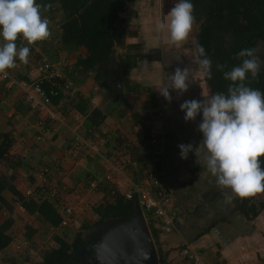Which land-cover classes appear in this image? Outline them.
Instances as JSON below:
<instances>
[{
	"label": "crops",
	"instance_id": "0c3cea01",
	"mask_svg": "<svg viewBox=\"0 0 264 264\" xmlns=\"http://www.w3.org/2000/svg\"><path fill=\"white\" fill-rule=\"evenodd\" d=\"M125 2L122 17L127 35L125 46L118 47L116 55L133 56L135 64L128 71L116 65L122 78V90L118 79L117 89L124 102L115 97L110 87L100 83L93 72L86 73L77 66L78 58L86 53L83 47L68 51L52 39V32L57 33L58 28V24L53 25L47 39L28 45L29 56L33 58L23 79L31 82L39 76L34 66L37 52L45 58H50L52 52L53 63L78 91L75 95L63 92L54 98L50 109L53 114L59 111L63 114L61 122L46 111L32 110L25 102L21 87L8 89L5 84L7 90L4 95L0 94V126L13 134L10 151L16 164L1 166V169L15 176V186L30 200L32 195L29 197L24 191L30 188L33 194H39L37 191L43 194L41 171L50 167L46 178L55 184L60 200L65 204L70 203L69 197L82 196L90 202V210L85 215L93 216L92 206L102 201L105 185L127 192L132 188L131 183L143 179L161 160L157 174L170 194L169 214L174 223L170 227L159 226L160 244L168 253V264H187L180 256V248L186 243L200 252L206 264H264V209L255 217L252 213L248 217L237 209L238 197L227 202L212 178L204 174L194 150L186 159L179 155L178 145L192 144L195 149L202 138L197 129L200 116L185 122L180 104L211 95L205 75L192 59L196 37L189 34L187 40L175 46L170 43L166 28L157 30L156 25L167 17L176 0ZM177 67L187 68L189 86L182 95L170 91L169 102L156 88ZM94 110H100L102 117L92 120ZM152 136L157 137L158 144L151 143ZM92 141L99 143L98 154H92L84 145ZM93 181L97 183L96 188L91 186ZM4 196L7 208L11 209L7 216L15 220L18 200L9 191ZM43 197L36 199H49ZM2 205L0 202V214L5 215ZM20 213L30 218L38 215L25 208ZM4 220L0 218V224ZM32 220L29 222L38 232L39 225ZM39 223L44 224L46 232L50 231L49 223Z\"/></svg>",
	"mask_w": 264,
	"mask_h": 264
},
{
	"label": "trees",
	"instance_id": "16d2710c",
	"mask_svg": "<svg viewBox=\"0 0 264 264\" xmlns=\"http://www.w3.org/2000/svg\"><path fill=\"white\" fill-rule=\"evenodd\" d=\"M37 3L41 5L42 15L48 20L53 18L55 20L58 17L57 33L52 32V39L68 51L83 47L86 53L85 56L78 58L77 66L86 73L93 72L100 83L110 87L115 97L124 102L123 95L117 89V78L115 77L117 66L114 61L117 59L119 66H123L126 71L135 64L132 61L133 56L116 55V49L125 46L127 35L122 17L126 9L125 0H37ZM192 3L194 5L193 24L198 25L196 43L203 46L212 61L211 77L205 75V80L211 90V95L226 92L229 82L224 80L222 72L217 70L216 65H224V70H229L239 63L236 53L243 48H255L256 54L261 61H264V0H192ZM49 30L51 32L52 28ZM16 43L18 46H24L19 39ZM51 54H49L50 58H45L43 54L37 52L34 66L38 68L40 64L46 63L55 65ZM32 58L29 56L28 62ZM28 65L31 64L22 63L23 71L17 72L19 69L16 71L19 81L26 77L25 70ZM43 75L44 72L39 71V76L34 80L25 81L28 84L36 83L44 78ZM6 83L7 79L1 80L0 94L7 90ZM247 83L250 87L264 92V64L261 65L258 77L249 79ZM41 85L44 91L49 92L51 84L47 80L44 79ZM95 117H102L100 110L93 111L92 120ZM13 144L12 132L0 131V202L4 204L2 206L8 212L11 210L7 208L9 206L4 196V193L9 191L16 197L15 200L17 199L30 213L35 211L40 222L49 223L50 228L59 229L65 219L69 224L79 220L78 216H68L65 212H61L55 202L50 199H36V194H33L30 200L25 199L14 184L15 176L8 175L1 169V166H8L14 162L10 151ZM160 168V162L155 163L154 170L157 172ZM103 189L105 196L100 203L92 206L93 216L89 214L79 220L80 224L72 241L55 233L53 238L56 245L44 250L40 259L33 264H92L91 259L95 260L97 250L96 247L91 249L84 232L94 228H104L107 225L109 227L112 226L110 222L118 224L128 219L135 205L134 196L127 198L117 188L108 187V185H105ZM236 206L248 217L251 213L255 217L260 210L264 209V192L237 198ZM9 214L10 212L7 215ZM146 218L157 247L160 264H168V253L163 251L160 244L159 227L151 218L150 213H147ZM14 223L12 216H7L0 224V253L13 242L11 230H13ZM27 229L24 237L29 244H32L37 231L30 225ZM101 239L102 235H99L97 244L101 242Z\"/></svg>",
	"mask_w": 264,
	"mask_h": 264
},
{
	"label": "clouds",
	"instance_id": "9594fccd",
	"mask_svg": "<svg viewBox=\"0 0 264 264\" xmlns=\"http://www.w3.org/2000/svg\"><path fill=\"white\" fill-rule=\"evenodd\" d=\"M193 11L192 0H176L156 28L160 31L166 28L170 43L180 46L192 31ZM49 36V20L42 15L37 0H0V73L15 68L17 61L27 64L28 45ZM18 39L24 46L17 45ZM195 50L193 61L210 78L211 59L202 45L196 43ZM256 52L255 48L241 49L236 53L239 63L229 70H224V65H216L229 82L226 92L203 96L202 100H184L179 106L185 122L200 116L197 129L202 135L195 149L192 144L178 145L180 158L186 159L194 150L196 158L199 157L196 162L212 178L227 202L233 197L264 192V92L247 83L258 77L264 64ZM188 86L187 68L177 67L156 89L170 102V91L182 95Z\"/></svg>",
	"mask_w": 264,
	"mask_h": 264
},
{
	"label": "built area",
	"instance_id": "2783aa9c",
	"mask_svg": "<svg viewBox=\"0 0 264 264\" xmlns=\"http://www.w3.org/2000/svg\"><path fill=\"white\" fill-rule=\"evenodd\" d=\"M21 66L22 63L17 61L15 68L8 69L5 73H0V79H7L6 87L8 89H11L15 85L21 87L24 92L25 102L28 103L32 110L39 112L46 111L49 115H53L58 121L63 122V114L60 111L53 114L50 106L53 104L54 98H57L61 93L66 92L68 95H75L78 89L73 86L71 81L66 80L54 64L52 65L48 63L40 64V66H38L40 73L41 71L44 72V78H41L36 83L28 84L24 80L19 81L16 77V71L20 69ZM13 71L15 72L14 74ZM44 79L51 84L49 92L44 91L42 88L41 82ZM151 143L158 144L156 136H152ZM84 145L85 147L87 146L90 148L92 154H98L99 143L97 141L88 142V144L84 142ZM159 162L162 164L161 160H159ZM50 171V167H44L41 171V176L43 178L41 187L44 189L45 195L49 194V196H46L45 198H56L58 201H61L55 184H50V180L46 178ZM117 171L119 172V169ZM108 178L111 179V176H108ZM131 184L133 185L131 190L125 192L124 195L127 198H132L133 196L135 197V194H138L145 216L147 213H150L151 218L155 220L157 226L160 227H170L174 224L173 219L169 214V208L171 205L170 194L166 184L159 178L154 168L146 172L143 179L138 183ZM91 186L96 188L97 183L93 181ZM25 195H33V190L30 188L27 189ZM18 207L20 209L24 208L21 203L18 204ZM67 211L69 212V210ZM67 224L68 220L65 219L61 227L65 229L67 228ZM180 256L186 260L187 264H206L203 261L200 252L189 243L184 244L180 249Z\"/></svg>",
	"mask_w": 264,
	"mask_h": 264
},
{
	"label": "rangeland",
	"instance_id": "374dc122",
	"mask_svg": "<svg viewBox=\"0 0 264 264\" xmlns=\"http://www.w3.org/2000/svg\"><path fill=\"white\" fill-rule=\"evenodd\" d=\"M58 19V17H56ZM57 19L54 20V18L51 20L49 19V28H51L53 25H57ZM193 30L191 31L190 35L191 37H196L197 32H198V25L193 24ZM22 90V89H21ZM23 92V90H22ZM4 92L1 93V95ZM24 94V93H23ZM6 119V116H5ZM12 119V118H11ZM12 121V120H11ZM7 122V120H6ZM2 126H0V131L4 132V129H1ZM132 185V184H131ZM133 186V185H132ZM24 193L26 194V190L24 191ZM36 194L37 196H41V195H45V192H43V194H41L42 192L37 191ZM41 194V195H40ZM59 194V192H58ZM125 194V192H124ZM49 196L48 195H45ZM60 196V195H59ZM30 197V196H29ZM43 197V198H45ZM79 197V198H78ZM69 202H65L64 201H58L56 198L50 199L53 202H55L56 206H58V208H62V212L68 214V216H72L73 214H81V216H78L79 220L84 219V215H85V211L90 210L88 207V204L90 203L86 198L84 199L82 196H77L74 195L73 198L69 197L68 198ZM18 202L16 204L17 208L18 207ZM16 208V209H17ZM60 208V209H61ZM3 212L5 215L0 214V218L2 219H6L7 218V214L10 212H8L5 208H2ZM15 209V207H14ZM20 210V208H19ZM17 212L16 214V222L15 225L13 226V230H11V234L13 236V242L10 244L11 248L4 250L3 252L0 253V264H33L35 262H37L40 257L41 254L43 253L44 250L51 248L52 246L56 245V242L54 240V235L55 232L57 231V234H59L62 238H65L69 241H72V239L74 238V233L77 232L78 230V225L80 224V221L78 220V222H68V224L66 225L68 230H65L63 227H59V229H53V228H49L48 230H50L49 232H46V230L43 228L44 224H42L40 226V221L38 218V215L36 216H32V218H30L29 216H21L19 214L20 210ZM69 210V212L67 211ZM92 210V209H91ZM14 212V211H13ZM83 215V216H82ZM87 216V214L85 215V217ZM30 220H32L34 223H37V226L39 225V227H37V230H39L38 232H35V236L32 240V244H29L28 241H26L25 237H24V233L27 232V228L28 225L32 226L33 225L29 222ZM35 227V226H34ZM110 227V226H109ZM104 228H99V229H92L90 231H85V237L91 242V236H93V238L98 237V230H99V234L102 233V230ZM60 230V231H59ZM94 241V240H93ZM94 244V242L92 243V245ZM10 247V246H9Z\"/></svg>",
	"mask_w": 264,
	"mask_h": 264
},
{
	"label": "water",
	"instance_id": "95a60500",
	"mask_svg": "<svg viewBox=\"0 0 264 264\" xmlns=\"http://www.w3.org/2000/svg\"><path fill=\"white\" fill-rule=\"evenodd\" d=\"M114 63L118 66L117 60ZM116 78L119 89L122 90L119 67L116 70ZM109 224L112 226L104 227L100 230L101 234L98 230V234L102 235L101 242L91 245L97 250L94 264H160L157 247L138 194H135L131 216L118 224L113 222Z\"/></svg>",
	"mask_w": 264,
	"mask_h": 264
},
{
	"label": "flooded vegetation",
	"instance_id": "af4514ba",
	"mask_svg": "<svg viewBox=\"0 0 264 264\" xmlns=\"http://www.w3.org/2000/svg\"><path fill=\"white\" fill-rule=\"evenodd\" d=\"M92 239H93L94 241H93ZM97 239H98V237H96V235H95L94 238H93V236H91V240H92L91 242H90L89 240H88V241H89L90 245H92L93 242H94V244H95V243H98V242H97ZM94 244H93V245H94ZM93 245H92V246H93ZM91 249H92V247H91ZM93 260H94V259H91L92 264H94V263H93Z\"/></svg>",
	"mask_w": 264,
	"mask_h": 264
}]
</instances>
